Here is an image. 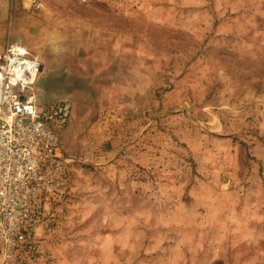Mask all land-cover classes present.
<instances>
[{
	"label": "rangeland",
	"instance_id": "rangeland-1",
	"mask_svg": "<svg viewBox=\"0 0 264 264\" xmlns=\"http://www.w3.org/2000/svg\"><path fill=\"white\" fill-rule=\"evenodd\" d=\"M4 44L71 106L26 264H264V0H0Z\"/></svg>",
	"mask_w": 264,
	"mask_h": 264
},
{
	"label": "built area",
	"instance_id": "built-area-1",
	"mask_svg": "<svg viewBox=\"0 0 264 264\" xmlns=\"http://www.w3.org/2000/svg\"><path fill=\"white\" fill-rule=\"evenodd\" d=\"M12 3L17 0H10ZM91 2L93 0H80ZM41 10L43 4L32 1ZM42 62L15 46L0 54V256L3 264H26L36 252L37 229L70 194V160L58 129L71 106L42 108L34 86ZM17 262V263H15Z\"/></svg>",
	"mask_w": 264,
	"mask_h": 264
},
{
	"label": "crops",
	"instance_id": "crops-1",
	"mask_svg": "<svg viewBox=\"0 0 264 264\" xmlns=\"http://www.w3.org/2000/svg\"><path fill=\"white\" fill-rule=\"evenodd\" d=\"M5 45V44H4ZM0 45V48H3V50H2V52L0 53V54H2L3 52H4V48H6L7 47V45ZM22 49V48H21ZM24 49H26L27 50V53H31V50L29 49V48H24Z\"/></svg>",
	"mask_w": 264,
	"mask_h": 264
},
{
	"label": "bare ground",
	"instance_id": "bare-ground-1",
	"mask_svg": "<svg viewBox=\"0 0 264 264\" xmlns=\"http://www.w3.org/2000/svg\"><path fill=\"white\" fill-rule=\"evenodd\" d=\"M43 64V63H42Z\"/></svg>",
	"mask_w": 264,
	"mask_h": 264
}]
</instances>
